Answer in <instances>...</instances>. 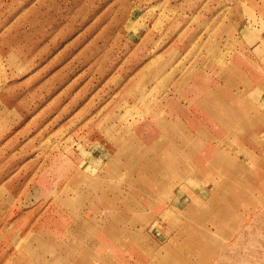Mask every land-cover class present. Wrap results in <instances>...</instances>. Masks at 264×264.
Here are the masks:
<instances>
[{
  "label": "rangeland",
  "instance_id": "rangeland-1",
  "mask_svg": "<svg viewBox=\"0 0 264 264\" xmlns=\"http://www.w3.org/2000/svg\"><path fill=\"white\" fill-rule=\"evenodd\" d=\"M234 66L264 77V0H0V264H264Z\"/></svg>",
  "mask_w": 264,
  "mask_h": 264
},
{
  "label": "crops",
  "instance_id": "crops-1",
  "mask_svg": "<svg viewBox=\"0 0 264 264\" xmlns=\"http://www.w3.org/2000/svg\"><path fill=\"white\" fill-rule=\"evenodd\" d=\"M230 72H231V74H230ZM230 72L228 74V71H226L225 74H223L221 77H218L216 79V82L213 84V86L216 87V86H218L219 83L225 84L227 89H228L226 92L227 98L229 100H232V102L235 100L237 101V103L239 101H241L242 102V109H244L245 105L247 107V110H249L248 108H252L253 106H256L257 102L253 101V100H249V99L251 98V94L255 95L257 93L260 94L261 92L264 93V77L248 76V74H246L241 68L236 67V66L231 67ZM239 85H244V87L241 89ZM212 89H214V87H211L210 92L207 93V95H208L207 98H210L215 103V108H217V107L221 106L219 104L217 105V103H218L217 101L220 97H219L218 93L213 92ZM236 93H239V96H235ZM258 94H257L258 99H261L262 97L258 96ZM262 95H264V94H262ZM251 101H252V104H251ZM213 108H211V109L213 110ZM210 156L211 155H208V159H206V158H204L203 160L199 159L197 161V163L198 164H201L203 162L209 163L217 155L216 156L212 155V157H210Z\"/></svg>",
  "mask_w": 264,
  "mask_h": 264
},
{
  "label": "bare ground",
  "instance_id": "bare-ground-1",
  "mask_svg": "<svg viewBox=\"0 0 264 264\" xmlns=\"http://www.w3.org/2000/svg\"><path fill=\"white\" fill-rule=\"evenodd\" d=\"M216 159L218 160V157Z\"/></svg>",
  "mask_w": 264,
  "mask_h": 264
}]
</instances>
